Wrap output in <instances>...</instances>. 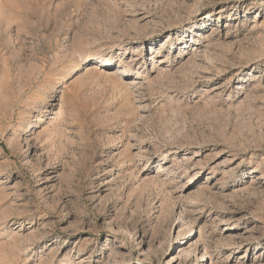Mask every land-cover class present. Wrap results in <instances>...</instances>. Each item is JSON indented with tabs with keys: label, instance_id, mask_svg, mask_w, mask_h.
Returning a JSON list of instances; mask_svg holds the SVG:
<instances>
[{
	"label": "rangeland",
	"instance_id": "rangeland-1",
	"mask_svg": "<svg viewBox=\"0 0 264 264\" xmlns=\"http://www.w3.org/2000/svg\"><path fill=\"white\" fill-rule=\"evenodd\" d=\"M0 264H264V0H0Z\"/></svg>",
	"mask_w": 264,
	"mask_h": 264
},
{
	"label": "bare ground",
	"instance_id": "bare-ground-1",
	"mask_svg": "<svg viewBox=\"0 0 264 264\" xmlns=\"http://www.w3.org/2000/svg\"><path fill=\"white\" fill-rule=\"evenodd\" d=\"M111 58L110 57H108V56H106V57H103V58H101V61H104V60H110ZM92 66V65H91ZM102 68V65H99V66H92L91 67V69H98V70H100ZM129 68L127 67V66H125V70L122 72V73H124L126 70H128Z\"/></svg>",
	"mask_w": 264,
	"mask_h": 264
}]
</instances>
